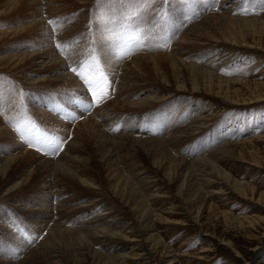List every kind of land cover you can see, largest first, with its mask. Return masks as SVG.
Returning <instances> with one entry per match:
<instances>
[{"label":"rangeland","instance_id":"rangeland-1","mask_svg":"<svg viewBox=\"0 0 264 264\" xmlns=\"http://www.w3.org/2000/svg\"><path fill=\"white\" fill-rule=\"evenodd\" d=\"M68 1L70 0L42 3V14L45 16L49 29L45 35L39 32L37 35H31L34 38L23 35L0 43V55L3 57L33 54L41 49L52 48L63 60L68 73L79 84L71 88L51 83L30 87L25 84L24 78L46 80L48 71L39 67L32 68L30 65L17 71L0 69V119L2 126H5L14 137V139L12 137L0 139V155L4 158H13L27 150L43 160L61 162L63 156L68 154L70 143L76 139L74 134L76 126L87 118L97 120L96 122H99L102 129L113 139L108 147L117 148V158L123 174L132 180L140 192H144L139 184L140 181L149 180L147 184L152 186L150 194L153 196L149 206L163 218L161 222L155 223L156 233L160 234L161 241L174 255V264H251L255 262L256 253L264 248L263 205L258 204L257 200L253 201L234 191L223 180L214 178L211 183L204 185L203 191L207 194L209 202L204 209V218L202 221L195 219L188 200L177 192L174 184L167 180L164 171L153 165L150 157L144 153L137 141L156 139L165 142L176 133H184L186 129L194 125L198 117L201 119L203 117L206 120L199 119L201 123L203 122L202 128L195 131L189 130L192 135L187 137L182 133V140L180 138L176 139V143H169L171 147L169 149L176 158L188 162L204 158L211 159L214 152L218 153L225 147L233 146L232 144L244 145L253 142L255 151L261 153L264 161V96L257 101L252 99L237 103L220 96L211 94L209 96L203 91L176 92L172 86L167 87L159 81L157 83V80L151 76V69L148 66L145 68V77L141 75L136 77L139 85L128 90L125 87L128 80L124 77L126 73L123 72L125 71L123 67L137 56L146 58L158 54L172 56L175 54V57L182 56V59L190 65L213 72L220 79L264 84V50H257L258 48L253 46H235L229 42L216 43L212 40L206 41L204 38L201 39L203 44L193 42L181 45L180 43L182 35H185L187 30L191 31L194 25L202 23L211 15L264 20V0H152L150 6L142 13L144 19L139 26L130 29L128 31L130 33L123 34L124 39H128L127 34L140 37V45H132L129 48L110 44L113 40L121 43L123 41H121V31L113 30L108 24L112 10L103 0H91L88 4L79 6ZM28 23V19L20 13L13 16H0V31L17 30L20 26L22 29ZM57 45L60 47L57 48ZM97 56L101 58V67L110 84V87L101 89L109 93V97L98 106L93 101L84 81L71 70L78 64L91 65ZM84 74L89 79L99 76L95 66L92 71ZM163 91L169 93L167 98L147 110L122 112V110L111 109L117 101L132 104V101L138 102L147 95L152 93L159 95ZM243 97L248 99V95ZM89 103H93V107L87 108ZM44 137L53 142L63 141L62 150L55 155H52L51 150L46 147L37 150L41 148V142L38 140L43 142ZM29 142L32 143V147H29ZM248 151L247 148L243 151L236 148L233 157L227 156L226 159L223 157L218 159L217 163L234 181L245 183L255 188L260 194L264 193V165L254 164ZM242 152L245 154L244 159L239 156ZM96 153V148L92 144L81 156L86 157L85 162H88L92 169L89 172H93L97 184L104 189L102 192L104 196L94 194L93 191L81 185L67 184L69 187L67 188L65 184L51 180V187L47 189L35 188L30 191L31 193L19 194L12 200L0 198V217L3 223L1 224L6 228L0 231V260L5 262H11L14 258L18 262L23 260L42 244L50 231L43 228L40 230L35 226L39 236L34 235L31 223L34 224L36 218L32 216L34 214H28L27 207L20 211L17 208L20 202L28 204V208H34L32 204L35 202L38 204L37 209L43 207L45 212L49 210L48 214L39 212L43 217L49 218L44 224L48 229L52 222L60 220L75 230H87V224H90L87 221L92 219L90 216L95 217L98 212L105 211L112 213V220L116 222L113 230L125 233L134 230L139 236V229L127 208L109 193ZM81 168L84 166L82 165ZM92 197H96L91 199L96 205L93 203L94 206H89L88 203H82L90 202L89 198ZM79 204H83V207ZM210 205L216 208L215 212L210 210ZM35 211L38 212L36 209ZM218 212L230 213L246 221L231 220L229 225L224 221L225 219H221L220 215L219 219L212 220V215ZM247 218L256 221L258 218L261 219L262 222L257 230L249 227L250 221H247ZM94 226L92 225L89 229L100 225ZM8 231L9 237L6 236ZM229 242L234 249L238 250L239 255L233 250V246H228ZM124 246L125 253L139 254L135 260H129V264H158L157 260L151 259L144 240L140 238L135 241L130 240L125 242ZM255 263L264 264V249Z\"/></svg>","mask_w":264,"mask_h":264},{"label":"bare ground","instance_id":"bare-ground-1","mask_svg":"<svg viewBox=\"0 0 264 264\" xmlns=\"http://www.w3.org/2000/svg\"><path fill=\"white\" fill-rule=\"evenodd\" d=\"M52 1L54 2V0H0V16H13L20 13L23 14L29 22L27 26L22 29L20 26V29L18 28L17 30H1L0 43L7 39L19 38L23 35H29L30 37L31 35H37L39 32H41L43 35L48 33L49 29L46 25L44 18L45 16L42 14L41 8L43 2ZM68 2L79 6L88 4L91 2V0H70ZM203 38L206 39V41L212 40L216 43L229 42L235 46H253L258 48L257 50H264V20L259 18H235L231 17L230 15H211L206 17L202 23L194 25L191 31L187 30L185 35H182L180 43L181 45H185L193 42H201V39ZM174 55L158 54L151 55L146 58L137 56L135 59H133V61L126 63L123 67V70H125L123 72L126 73L124 77H126L128 80V83L125 84L126 89H134L137 85H139L136 77H139L140 75L145 77V68L148 66V68L151 69V76L157 80V83L159 81L167 87L172 86V88L174 87L176 89V92L203 91L204 93H208L209 96L210 94L216 95L224 98L225 100H231L237 103L245 100L251 101L252 99V101H257L262 99L264 96V84H249L244 80H223L217 77V75L213 72L188 64L182 59V56L179 58L178 56L175 57ZM28 65H30L32 68L39 67L48 71L46 80H41V78L40 80L24 78L26 79L25 84L30 87L43 83L62 85V87L69 88L79 85L75 78L68 73L63 60L59 58L55 50L52 48L41 49V51L34 52L33 54L0 57V69L6 71L23 70L24 67ZM123 94H125L124 91ZM168 94L169 93L164 91L160 92L159 95L152 93L143 97L138 102L132 101V104L117 101L114 103L111 109L117 111L122 110V112H140L147 110L163 101L164 98H167ZM244 95H248V99L243 97ZM199 119L201 118L198 117V120L195 121L194 125L191 126L190 129H186L184 133H176L174 137L167 138L165 142L163 140L156 139H151L148 141L144 140L143 142L140 140L137 142H139L138 144H140L144 153L150 157V161L153 163V165L164 171V175L166 176L167 180L171 184H174L177 192L188 200L189 208L192 214L195 215V219L202 221L204 218V209H206V206L209 203L207 194L203 191L204 185L211 183L214 178L223 180L224 183H227L231 189L243 195L244 197L250 198L253 201L257 200V203L263 205L264 208V193L260 194L255 188L248 186L245 183H238L234 181L228 174L224 172L225 170L223 171L220 168L217 163L218 159H222L223 157H225V159L227 156L233 157L235 155L234 150L236 148H240L242 151L247 148V150L250 151L248 152L251 154L254 164L258 166L264 165L261 153L257 150L255 151L253 142H249L244 145L232 144L233 146H230L229 148L225 147L222 150H219L220 152L218 151V153L214 152L211 159L204 158L193 162L179 160L180 158L178 159L172 154L171 150L169 149L171 148L169 143H176V139H180L181 137L183 138V136H181L182 133L185 135V137H187L192 135V132L189 130L195 131L198 128H202L201 124L203 122L201 123ZM202 119L206 120V118L203 117ZM96 121L92 118H87L76 126L74 130L76 139H74L72 142L70 141L71 143L68 154L63 156V161L61 162L43 160L35 153L27 150L13 158H4L2 155H0V162H2L0 163V198L12 200V198L16 197L17 195L29 193L35 188H37V190L47 189L51 187V180L60 184H65L66 186L67 184L81 185L91 192L93 191L94 194L104 196L102 194L104 189L97 184L96 177L93 172H89V170L92 169L88 165V162H85L86 159L84 158L86 157L83 158L81 156V154L87 151L88 147L93 144L97 151L96 154L98 157V162L100 164V169L103 172L108 191L115 198V200L127 208V211L135 221L137 229H139V236H137V233L134 230H132L130 233L113 230L116 222H113L112 220V213L105 211L98 212V214L96 213L97 215L94 214L95 217L91 215L90 218L92 219H90L89 222L86 220L87 223H90L87 224V230H75L69 226H66L67 223L64 222L63 224L60 220L57 222H52L48 229V227H46L44 224L49 220V218H46V216L43 217V215L39 214V212L48 214L49 210H47L48 212H45L43 207L42 209H37L38 204H35V202L32 204L34 208H28V204L25 205L20 202L17 208L21 211L27 207L28 214H34L32 216L36 218L37 222L35 221L34 224L31 223L34 235L39 236L37 229L41 230V228H43V230L50 231L47 233L42 244L40 246L38 245V247L34 249L29 255L26 254L27 256H25L23 260L18 262L15 260L16 258H14L11 260L12 263L0 260V264H129V260H135V257H138L139 254L133 252L125 253L124 251L126 248L124 244L125 242H130V240L135 241L137 238L144 240L145 247L148 248L151 259L157 260L158 264H174V255L171 251H168V248L163 244L161 241L162 239L159 237L160 234L158 235L156 233L155 223L162 220L163 218L149 206V202L153 198V196L150 194V187L152 186L147 184L149 180L147 182L146 180L140 181L139 184L144 190V192H140L132 180L123 174L122 170L120 169L119 160L117 158V148L114 149L112 147H108L113 140L112 137H110L108 133L102 129L100 123ZM10 137L14 139L12 133L7 128H5V126H2V121L0 119V139H8ZM133 147L136 148L134 145ZM71 151L73 152L72 154ZM129 151L130 150H128V152ZM135 152L133 154H135ZM128 154L131 155V153ZM239 156H241L243 159L245 158V154L243 152L240 153ZM82 165L84 168H81ZM134 165H136V163ZM67 188L69 187L67 186ZM208 194H210V192ZM93 198L96 197L89 198L90 202L88 201L82 203H88L89 206H92L94 201L91 199ZM82 205L80 206L83 207ZM35 209L38 211L37 213ZM211 209L214 212L216 210L213 205H210V210ZM219 215L222 217L221 219H225L224 221H226V223L229 225L231 224V220H238L242 222L245 220L234 217L232 214L226 212H218L216 215L214 213L212 215L213 218L211 217L212 220L218 218ZM33 217L32 219H34ZM262 219L264 222V218ZM1 220L2 218L0 217V231L2 229L6 230L5 226H2L3 223ZM248 220L250 221L249 227L252 228V230H257L258 226H260L262 222L260 218H258L257 221L247 218V221ZM92 225H95L94 227L97 225H103V227L99 226L89 229L92 227ZM35 226H37V229ZM9 233L10 232L8 231L6 236L8 235L9 237ZM228 244L226 245L233 246L230 242ZM232 248L239 255L238 250L234 249V246ZM263 249L264 248L259 249L256 253V261L263 254ZM111 250L112 252H110ZM119 252L122 253L119 254ZM255 262L251 264H256Z\"/></svg>","mask_w":264,"mask_h":264},{"label":"snow or ice","instance_id":"snow-or-ice-1","mask_svg":"<svg viewBox=\"0 0 264 264\" xmlns=\"http://www.w3.org/2000/svg\"><path fill=\"white\" fill-rule=\"evenodd\" d=\"M103 2L109 5L112 10L108 24L112 26L113 30L119 29L121 31V41H123V43H121L120 41L113 40L110 44L123 48H129L132 45L139 46L141 43L139 36L129 34L128 39H124L123 34L139 26L144 19L142 13L150 6L152 0H103ZM59 47L60 45H57V48ZM65 47H67V45H65ZM93 66H95V70L98 71L99 76L89 79L84 73L92 71ZM71 70L84 81L88 92L91 93L92 99L97 106L109 97V93L101 91L102 88L110 87V84L107 75L101 67L100 56L95 57L91 65L78 64L77 67ZM91 107H93V103L87 105V108ZM38 142H41V148L37 150H42L46 147L51 150L52 155L61 151L63 147V141L53 142L47 140V137H44L43 142L39 140ZM32 146V143L29 142V147Z\"/></svg>","mask_w":264,"mask_h":264}]
</instances>
